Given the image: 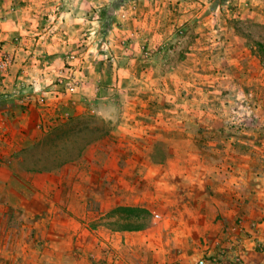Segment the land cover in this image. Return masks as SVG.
Returning a JSON list of instances; mask_svg holds the SVG:
<instances>
[{"label": "crops", "instance_id": "0c3cea01", "mask_svg": "<svg viewBox=\"0 0 264 264\" xmlns=\"http://www.w3.org/2000/svg\"><path fill=\"white\" fill-rule=\"evenodd\" d=\"M37 1L0 0V50L14 59L0 78V264H194L213 255L217 260L210 264H264V211H256L255 196L246 195L248 206H244L245 197L241 201L236 192L240 187L236 179L252 178L251 169L243 164L252 158L236 156L242 140L228 137L226 128L217 123L199 125L194 132L176 131L179 123L172 133L164 130L162 157L153 155L151 137L149 156L106 136L49 171L23 168L22 154L63 127V123L47 126V118L68 110L53 104L44 112L33 100L22 105L27 91L21 82L42 72L36 59L41 41L33 37L44 31L43 17L34 8ZM63 1L67 9L49 15L57 20L53 27L62 40L44 45L60 52L79 44L81 34L85 40L90 29L89 6L78 13L81 25L76 27L73 0ZM154 38L150 35V48L155 47ZM51 74L54 79L56 73ZM167 81L169 90L174 82ZM74 110L69 109L71 114ZM225 175L230 179H221ZM33 203L34 217L18 224L19 232L8 228L16 225L10 211ZM115 206L148 212L157 208L169 219L160 226L135 219L119 223L107 218ZM240 218L257 221L260 233L242 237L240 249L221 257L220 250L228 245L226 234ZM140 223L145 224L140 229L120 227ZM156 238L176 249L164 244L156 250L152 243ZM27 241L35 242L34 249L27 247ZM9 242L19 248L9 247ZM239 256L243 261L236 263Z\"/></svg>", "mask_w": 264, "mask_h": 264}, {"label": "rangeland", "instance_id": "374dc122", "mask_svg": "<svg viewBox=\"0 0 264 264\" xmlns=\"http://www.w3.org/2000/svg\"><path fill=\"white\" fill-rule=\"evenodd\" d=\"M70 7L76 27L81 25L78 13L88 9L90 29L85 40L81 34L79 44L60 52L44 45L62 40L53 27L57 20L49 15L67 9L66 2L38 0L34 6L43 17L44 31L33 36L41 41L36 59L42 72L21 82L27 91L21 101L29 106L33 100L44 112L53 104L68 109L45 122L47 126L63 123L67 138L60 134L55 141L27 150L22 154L23 168L65 164L106 136L149 156L151 137L153 155L162 157L164 130L172 133L179 123L176 131L194 132L199 125L217 123L226 128L228 137L242 140L235 155L252 158L243 162L252 178L236 179L237 197L242 201L252 194L256 211H264V54L258 49L259 43L264 45V0H90L89 4L73 0ZM149 34H155V47L150 48ZM0 53L12 60V66L14 59ZM5 73L0 72V78ZM166 79L174 82L169 90ZM73 107L77 110L71 114ZM246 198L244 206H248ZM35 207L33 203L11 210L16 225L8 228L19 232L18 224L29 222ZM119 209L128 208L115 206L107 218L150 226L169 219L157 208L145 210L147 214L137 219ZM260 230L257 221L240 218L227 232L228 245L219 254L226 256L236 243L242 246L243 238L257 237ZM27 242L34 249L35 242ZM152 243L156 250L165 244L157 238ZM7 244L19 248L16 242ZM216 257L204 256L194 264H210ZM239 260L243 261L240 256L234 261Z\"/></svg>", "mask_w": 264, "mask_h": 264}, {"label": "trees", "instance_id": "16d2710c", "mask_svg": "<svg viewBox=\"0 0 264 264\" xmlns=\"http://www.w3.org/2000/svg\"><path fill=\"white\" fill-rule=\"evenodd\" d=\"M258 49L260 52H262L264 54V45L262 43H259L258 44ZM65 131L66 130H63V127L62 128H58V129H54L52 132H50L48 135H46V137L44 138V140L41 142V143H38L37 145H34L33 148H37L39 146H42L44 144H46V142L49 140H52L54 138V141L56 138L59 139V137H61L62 135L60 134H63L65 136ZM67 138V136H65ZM46 138H48V140H45ZM81 154V153H80ZM80 156V155H78ZM54 167H35L34 170L36 171H49L51 169H53ZM120 211L126 213V214H132L133 217H136L139 218L142 214H147V212L143 209H137V208H128V209H119ZM130 223V222H129ZM145 224L143 223H140V224H137V226H133V225H130V224H125L123 226H120L121 228L123 229H132V228H136V229H140L142 227H144Z\"/></svg>", "mask_w": 264, "mask_h": 264}, {"label": "built area", "instance_id": "2783aa9c", "mask_svg": "<svg viewBox=\"0 0 264 264\" xmlns=\"http://www.w3.org/2000/svg\"><path fill=\"white\" fill-rule=\"evenodd\" d=\"M12 64V60L0 53V72H7ZM156 218H159V215H156ZM235 248H241L240 243L235 244Z\"/></svg>", "mask_w": 264, "mask_h": 264}]
</instances>
